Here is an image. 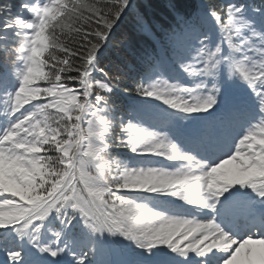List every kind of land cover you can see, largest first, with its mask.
Segmentation results:
<instances>
[{
  "label": "snow or ice",
  "instance_id": "snow-or-ice-1",
  "mask_svg": "<svg viewBox=\"0 0 264 264\" xmlns=\"http://www.w3.org/2000/svg\"><path fill=\"white\" fill-rule=\"evenodd\" d=\"M151 6L0 3L5 264H264V0Z\"/></svg>",
  "mask_w": 264,
  "mask_h": 264
},
{
  "label": "trees",
  "instance_id": "trees-1",
  "mask_svg": "<svg viewBox=\"0 0 264 264\" xmlns=\"http://www.w3.org/2000/svg\"><path fill=\"white\" fill-rule=\"evenodd\" d=\"M86 2H92V0H86ZM167 2L168 0H134L135 5H147L150 3L152 6L147 7L146 11L149 16H153L157 21L164 23L169 22L168 10H167ZM184 4H197L201 2V0H181ZM74 33H69L68 39H71ZM113 42V50L106 54L108 60L115 61L114 51L117 48H122L125 45L131 44L133 47L143 48L147 46V40L145 37L139 35L135 28V16L132 13H129L123 21L120 23L119 27L116 29L115 34L112 37ZM3 54L0 53V58H2ZM126 86H132V79L126 78L123 83L119 85V89L113 95V100L117 105H119L122 109H126L129 103L130 93L125 91ZM126 151V150H115L116 152Z\"/></svg>",
  "mask_w": 264,
  "mask_h": 264
},
{
  "label": "rangeland",
  "instance_id": "rangeland-1",
  "mask_svg": "<svg viewBox=\"0 0 264 264\" xmlns=\"http://www.w3.org/2000/svg\"><path fill=\"white\" fill-rule=\"evenodd\" d=\"M20 0H0V3H11L13 5H18Z\"/></svg>",
  "mask_w": 264,
  "mask_h": 264
},
{
  "label": "bare ground",
  "instance_id": "bare-ground-1",
  "mask_svg": "<svg viewBox=\"0 0 264 264\" xmlns=\"http://www.w3.org/2000/svg\"><path fill=\"white\" fill-rule=\"evenodd\" d=\"M0 264H5V256L2 253H0ZM9 264H10V262H9Z\"/></svg>",
  "mask_w": 264,
  "mask_h": 264
}]
</instances>
